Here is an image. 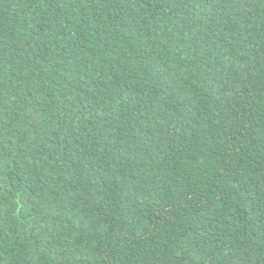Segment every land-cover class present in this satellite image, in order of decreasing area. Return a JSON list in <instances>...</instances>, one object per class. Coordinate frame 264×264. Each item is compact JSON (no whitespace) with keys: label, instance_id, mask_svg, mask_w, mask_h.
<instances>
[{"label":"trees","instance_id":"trees-1","mask_svg":"<svg viewBox=\"0 0 264 264\" xmlns=\"http://www.w3.org/2000/svg\"><path fill=\"white\" fill-rule=\"evenodd\" d=\"M0 264H264V0H0Z\"/></svg>","mask_w":264,"mask_h":264}]
</instances>
